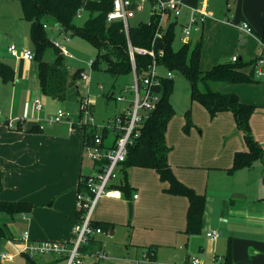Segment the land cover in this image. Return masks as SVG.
Returning <instances> with one entry per match:
<instances>
[{
    "label": "crops",
    "instance_id": "obj_1",
    "mask_svg": "<svg viewBox=\"0 0 264 264\" xmlns=\"http://www.w3.org/2000/svg\"><path fill=\"white\" fill-rule=\"evenodd\" d=\"M221 3L225 5L222 13L219 11ZM191 9L209 14L200 32L192 33L199 35L198 38L202 39L204 34L209 37L212 34L225 35L232 28L240 34L242 51L249 59L245 61H252L260 53L264 0H183V12L176 23L180 33V25L187 20ZM216 11L222 16L216 15ZM83 14L88 17L83 10L77 18ZM241 21L248 23L251 34L239 29ZM55 29L54 34H62ZM181 34L182 44L191 43L190 35L183 38ZM65 40L68 41L67 37ZM237 57L243 60L242 55ZM219 61H231V57L225 56V60L220 58ZM244 71L248 73L250 66ZM16 76H19L18 68ZM27 79L29 77H14L9 82L0 81V200L31 204L29 210H0V239L4 241V252H12L11 261L0 259V264H13L15 254L22 256L27 264V255L23 251L27 241H70L72 227L81 215L77 208L80 179L98 170L84 146V129L79 123L81 115H71L70 121L50 123L47 120L49 115L58 107L64 109L65 98L59 100L42 93L38 77V88L29 93L25 90L26 82H22ZM219 89L236 93L241 102L255 105L249 123L252 136L263 154L249 166L230 170L234 154L247 150L242 132L230 112L211 118L213 120L205 124L199 134L195 133L194 126L188 131L183 130L184 134L181 133L178 140L168 146V163L177 180L204 195L201 229L199 233L185 235L187 197L168 192L167 182L161 181L153 169L137 167L142 168L140 174L154 171L152 187L133 178L125 181L131 190L145 196L143 203L148 206L153 200L161 201L153 207L161 212L156 218L159 221L152 225L135 223V211L140 208L142 200L139 193L134 198L136 192L132 194L131 191L129 196L124 191L120 197L101 196L92 214L93 220L110 224L109 235L115 233L117 219L125 220L132 235L138 229L145 232L142 240L137 242L143 246L131 244L130 237L129 242L126 241L131 249L125 248L128 256L125 262L136 264L134 258L151 246L155 256L164 262H181L196 257L201 264H206V258L212 257L211 264H214V259L226 257L230 245L231 264H264V80L232 83ZM39 92L43 105L41 110H35L33 102L36 97H32ZM110 96L115 98L116 95L111 93ZM106 139L107 135L103 137L104 145L109 144ZM120 173L113 184L122 182ZM156 178L160 183H156ZM125 203H131L129 215L133 208V223L126 220ZM24 231L28 232V240L22 238ZM208 231H217L219 236L210 239L206 235ZM101 233L95 236L100 238ZM28 258L36 264H64L59 255L37 254ZM85 260L89 264L88 259Z\"/></svg>",
    "mask_w": 264,
    "mask_h": 264
},
{
    "label": "trees",
    "instance_id": "obj_2",
    "mask_svg": "<svg viewBox=\"0 0 264 264\" xmlns=\"http://www.w3.org/2000/svg\"><path fill=\"white\" fill-rule=\"evenodd\" d=\"M17 1L21 6L23 18L29 23V38L34 46L33 59L37 62V74L42 93L63 100L67 86L73 81L68 68L62 62L60 50L53 45L48 34L47 25L50 22L54 26L56 24L61 26L58 32L78 35L96 49V57L92 59V69L99 68L102 63L104 70L110 73L113 78L132 73L139 81L146 74L152 57L148 54L136 53L134 65H132L127 50L129 41L136 47L152 48L158 64L172 72H181L189 82L191 101L202 105L210 118H214L222 112L232 114L237 128L242 132L247 150L234 154L231 171L249 166L254 159L263 154L261 147L252 136L249 123L256 108L255 105L241 102L236 93L223 92L219 89L220 86L232 83L260 81L254 79L253 76V64L256 57L250 62L237 57L235 61L219 62L208 70H202L199 66L202 40L199 39L194 43L185 42L178 49H174L172 47L176 25L174 22L163 30L159 29V35H156L157 20L155 18H151L150 23L141 22L134 26L129 25L127 30L123 28V24L119 20L108 22L107 13L111 9L112 0H93L85 3L83 0ZM81 9L88 13V17L83 24L77 25L75 18L80 15ZM67 39L69 40V37ZM259 40L264 42V25ZM49 47L56 50L54 63H48L42 59V54ZM160 50L162 55L158 56L157 53ZM247 65L250 66L248 73L244 71ZM81 72L83 70H79V76ZM13 79L14 69L12 66L0 60V81L9 82ZM171 82L172 78H162L161 85L154 88L160 92V99L156 107L149 111L147 117L140 123L137 128V136L128 145L125 160L119 167V173L120 170L122 172V182L112 184L111 187L120 190V192L124 191L129 196L131 189L125 181L127 169L131 167L153 169L161 181L167 182L166 190L168 192L187 197L188 208L184 233L188 236L199 233L201 229L205 197L177 180L168 163L169 147L165 141V131L174 115V110L168 99ZM125 90L129 91V88L125 87L120 94H124ZM185 117L184 131H188L193 125L188 112ZM81 127L84 129V146L87 148L91 144L92 136L98 132L95 127L92 128L86 124ZM86 130L88 131L86 132ZM105 133L102 131L101 136H106ZM101 163V160L94 161L96 166ZM98 170L100 169L98 168ZM84 178L80 179L78 191L86 189ZM30 208L31 204L25 201L0 200V210L17 212ZM79 212L81 214L82 210L79 209ZM91 223L94 228H100L101 232L108 233L110 225L108 222L92 220ZM99 248H102V240L94 235L80 249L83 252L91 253ZM125 248L131 249L128 244L125 245ZM143 252L156 257L154 247L148 246ZM28 257L27 264H36L33 259ZM60 258L64 261L63 256ZM224 260L226 264H231L230 245H228Z\"/></svg>",
    "mask_w": 264,
    "mask_h": 264
},
{
    "label": "rangeland",
    "instance_id": "obj_3",
    "mask_svg": "<svg viewBox=\"0 0 264 264\" xmlns=\"http://www.w3.org/2000/svg\"><path fill=\"white\" fill-rule=\"evenodd\" d=\"M224 7V3H221V8L220 10L218 9L220 13L225 10ZM219 11L215 12L216 15L222 16ZM149 17V4L148 2H145L141 8L135 10L134 16L128 19V23L130 26H134L141 22H147ZM86 19V15L83 14L79 18H75V23L77 25H81ZM48 23L49 21L47 24ZM178 27L179 25H176L174 30L175 35L172 42V47L174 49H178L182 45L180 40L182 32L180 33ZM47 28L51 40L59 42L64 50L73 56L69 57L65 54L62 55V62L68 68L71 80H73L72 83L67 86L65 92V111L75 117L78 114L81 115L79 122L87 120L89 117L87 114L91 113L92 123L97 126L103 125L108 117L118 113L128 104L127 102H117L115 98L110 96V94L114 93V95H118L119 93H122V90L125 87L129 88V86L134 82L133 74L130 73L113 78L110 73L104 70V65L102 63H100L99 68L90 69L87 62L95 59L96 49L88 41L78 35H71L69 32L54 34L56 29L52 22L47 25ZM66 37H69L68 41L65 40ZM198 37L200 36L197 34H190L191 43L197 41ZM199 39L200 38H198V40ZM201 40L203 45L199 66L202 70H208L217 63L224 62L219 60L220 58L225 60V56L231 57L236 54L242 55L243 61L249 60L248 56L242 51L240 34L235 33V30L232 28L227 30L225 35L221 36L212 34L209 37L204 34ZM11 43H13L19 51L23 49H30L34 51L33 43L29 38V23L23 18L19 2L17 0H0V60L13 67L15 71L14 77H29V79L25 81L22 80V82H26L25 90L30 93L32 90L38 88V81L36 79V77H38L37 62L35 59L27 61L21 59L20 57L12 56L7 51V47ZM55 51L56 50L53 47H49L42 54V59L48 63H54L56 59ZM16 68L19 70V76H16ZM245 69H249V65H247ZM79 70H83L90 74L89 83L79 76ZM157 73L160 76H165L167 69L159 64L157 66ZM172 75L173 77L168 99L174 110V115L172 116L171 122L166 131V141L169 147H171L172 144L178 140L181 133L184 134L183 130L186 120L185 114L187 112L189 113L192 125L196 127L194 130L196 134L202 132L205 124L213 120L208 116L202 105L191 101L190 85L187 78L179 71H173ZM125 95L127 99L131 98V93L126 92ZM34 97L39 98L42 103L43 97L40 92L37 95H33L32 99ZM80 97H82V99H84L87 103L86 112L84 109H81V101L79 100ZM96 131H101L100 127H96ZM112 140L113 136L109 133L107 135L106 142L110 143ZM141 169L142 168L137 167L128 168L127 179L133 178L135 180H140L144 184L152 187L153 183H151V179H155L153 174L154 171L152 172V170H147L144 174H140L142 171ZM120 174H122V172ZM116 179H119V177ZM155 181L157 184L160 183L158 179ZM134 192H136V194L139 193L142 203L140 208L135 211V218L133 215V208L130 216L127 205L128 203L124 204L126 220L132 222L134 218L135 223L140 225H152L153 223L158 222L159 219L156 218L161 212L153 207L161 201L153 200L148 206L147 203H143L145 196L140 194L139 191L137 193L136 190H131L132 194ZM115 222L116 231L113 235L102 232L99 236L102 240V248L106 252L107 256L99 259L96 264H132L131 262H125L128 258L125 245L126 241L129 242V237L131 244L143 246L141 245L142 243H137L139 242L138 240H142L143 234H145L142 229H138L136 234L133 233L132 235L131 227L129 228L126 225L125 220L117 219ZM3 246L4 241L0 239V254L4 252ZM6 253L10 255L12 254L11 250ZM15 259L16 260L13 264H26L24 258L20 255L15 254ZM212 260V257L206 258V264H211ZM83 264H87L86 260H84Z\"/></svg>",
    "mask_w": 264,
    "mask_h": 264
},
{
    "label": "built area",
    "instance_id": "obj_4",
    "mask_svg": "<svg viewBox=\"0 0 264 264\" xmlns=\"http://www.w3.org/2000/svg\"><path fill=\"white\" fill-rule=\"evenodd\" d=\"M84 3L93 0H83ZM148 2L149 4V20L151 18L157 20L156 35H159V29H165L170 23H177L183 12V0H112V6L107 13V21L119 20L123 24L125 30L128 29V19L134 16L136 9L141 8L142 5ZM83 9V8H82ZM81 9V11H82ZM79 16V15H78ZM209 16L205 11L198 9H191L188 18L180 27L183 33V38H187L194 32H200L203 23ZM239 29L245 33H252L251 27L247 22L241 21ZM53 45L57 47L61 53L68 54L64 48L55 40ZM260 53L256 56L253 64V76L256 80H264V42L259 40ZM8 52L14 57H20L27 60L33 59V51L30 49L18 50L14 44L7 47ZM128 55L132 65H134V55L148 54L152 57V62L149 65L146 74L137 80L134 74V82L130 85L129 91L125 90L124 94H118L115 99L119 102H127L126 107L122 108L118 113L108 117L105 123L97 126L92 123L91 113H88V119L79 122L80 125H89L92 128L100 127L101 131L94 134L91 138V144L87 146L86 150L88 156L93 161L101 160L102 163L97 165L100 170L94 174L88 175L84 178L85 190L77 193V208L82 210L80 217L76 220L72 227L73 238L66 241L58 240H38L34 242L27 241L23 251L27 256L33 255H55L63 256L64 264H82L85 259H88L89 264H96L97 261L104 256L106 252L103 248L94 250L91 253L83 252L80 248L86 244L91 236L101 233L100 228H94L91 221L92 214L98 199L101 196L120 197L121 192L114 189L111 185L119 175V167L125 160L128 145L132 143L138 134V126L147 117V113L153 110L159 99L160 92L154 88L161 85L162 78L170 79L173 77L172 71L167 70L165 76H160L157 73V66L159 65L155 52L152 48L136 47L127 42ZM158 56L162 55V51H158ZM237 60V55L231 56V61ZM92 60L88 61V66L91 68ZM81 78L89 82V74L84 71L80 74ZM126 91L131 93V98L127 99ZM35 110L42 109V103L39 98L34 99ZM81 109L87 111V103L81 99ZM71 114L65 111L62 107H58L48 117L50 123H58L63 121H70ZM105 131L106 135L109 133L113 136L112 142L107 145L103 144V137L101 132ZM105 137V136H104ZM136 198L137 194H133ZM207 237L216 239L219 236L217 231L206 232ZM22 238L28 240V232L22 233ZM1 260L11 261L12 255L2 252L0 254ZM136 264H201L196 257H190L181 262H164L157 257H153L147 252H142L138 257L134 258ZM214 264H226L223 257L214 259Z\"/></svg>",
    "mask_w": 264,
    "mask_h": 264
},
{
    "label": "water",
    "instance_id": "obj_5",
    "mask_svg": "<svg viewBox=\"0 0 264 264\" xmlns=\"http://www.w3.org/2000/svg\"><path fill=\"white\" fill-rule=\"evenodd\" d=\"M55 27H56L57 29H59V30L61 29V26L58 25V24H56ZM128 206H129V211H131V203H129Z\"/></svg>",
    "mask_w": 264,
    "mask_h": 264
}]
</instances>
